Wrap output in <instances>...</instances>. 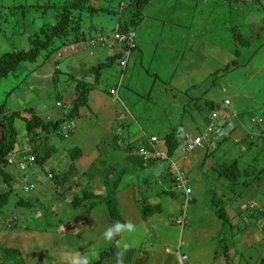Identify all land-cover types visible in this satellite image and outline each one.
<instances>
[{
	"label": "rangeland",
	"instance_id": "obj_1",
	"mask_svg": "<svg viewBox=\"0 0 264 264\" xmlns=\"http://www.w3.org/2000/svg\"><path fill=\"white\" fill-rule=\"evenodd\" d=\"M49 2L53 0H0V55L13 49L30 48L29 38L32 34L42 22L53 19V10L47 6ZM153 2L144 10L145 20L142 23L128 25L136 31L139 46L132 50L125 63L118 58L122 45L100 48L101 44H98L94 47L97 53L98 50L109 52L110 57L102 53L100 64L98 58L92 56V48L84 45L78 48H81L78 52L76 50L62 56L55 54L47 58L48 51L42 52L36 61L22 64L2 80L0 105L6 103L7 112L19 111L22 115L29 116L32 109L50 119L65 116L63 112L70 113L72 105L81 95L77 90L78 84L86 86L83 90H89L87 104L80 105L78 114L72 118L76 123L75 130L63 140L53 138L52 142L62 143L63 150L53 155V159L48 162L49 168H56L52 163L63 154L65 164L61 166L63 168H58L70 171L67 159L73 162L72 168H75L76 160H72L68 149L83 147L85 156L81 159L91 161L92 158L87 156L92 151L108 145L112 149L118 148L117 139L121 137V132L135 138L131 132L139 129L140 135H144L133 142L132 148L138 147L143 138L145 140L151 134L160 138L174 134L172 121L166 123L159 120L160 114L154 117L157 105L162 102V87L167 81L177 86L186 85L187 88L194 82L196 90L193 89L192 97H197L192 103L204 106L200 112L207 115L212 113V106L207 102L216 103L215 106L218 107L226 97L233 102L229 105L230 109L236 108L238 103L250 106L254 102H264V0ZM20 5L27 6L28 11L19 10L22 8L18 7ZM100 5L102 11L89 15L83 23L91 27L87 32L90 31L93 35L113 32L121 14L118 0H100ZM212 8H215V15L209 13ZM133 11L134 8L131 7L125 12L121 16L122 21L128 22ZM192 18H197L198 21L192 23ZM187 24L192 25L191 37L185 35L190 31ZM180 32L184 35L182 46L178 41ZM247 39L250 40L248 45L244 41ZM57 60L59 69H56ZM229 64H232L231 69L225 70ZM175 65L176 70L172 69ZM155 73H160L162 77ZM125 92H129V99ZM139 92L144 96L138 95ZM95 99H99V105ZM58 101L61 105H57ZM187 101V98H183L180 103L177 94L176 99L165 105L172 111L180 112L185 104L190 109L193 107ZM180 118L174 117L179 122ZM14 126L19 138L26 141L29 137L23 117H17ZM25 143L28 145V141ZM220 151L221 148L217 153ZM101 154L102 157L92 168L93 172L99 171L100 175L105 171V166L100 161L102 159L114 158L113 164L117 168L125 164L117 156V150H105ZM256 158L260 165H257L259 161ZM234 159L240 160L241 164L250 162L253 166L249 167V172L240 166L242 174L239 180L231 182L221 173L222 168L233 163ZM224 164L227 165L220 170L207 173L209 175L211 172L216 181L212 179L210 190L196 201H193L194 192L192 199L187 201L183 189L174 188V195L169 194L172 189H169L171 175L168 167L169 172L165 175L167 182L158 179L153 173H138L137 177L124 183L120 179L116 200L119 215L111 216L108 203L104 201L97 204L92 216L87 214L89 217L86 219L76 215V209L70 206V202L76 194L91 191L92 182L88 187L81 183L78 190H72L69 188V180L62 179L54 183L47 173L38 175L31 169L14 171L10 167L19 184L15 192L31 199L33 206L25 208L17 204L20 197L11 196L10 203L0 214V245L3 248L19 249L21 254L18 258L25 264L91 263L111 247H116L115 254L103 264H181L180 254L188 256L185 264H261L259 260L264 258V228L259 226L261 222L253 220L251 216H242L237 222H233L232 217L229 222L224 223L217 211L226 209L229 199L223 193V186H218L217 183H221L218 179L223 178V181L233 184L230 191L239 194L243 201L253 199L254 191H258L256 186L264 182V153L227 157ZM11 166L18 168L16 164ZM254 166L260 168L256 173L253 172ZM128 170L131 169L128 167ZM183 171L189 173L187 168ZM78 173L84 181L83 173ZM33 175L36 180H33ZM128 175L133 176V173L129 172ZM142 176H146L148 180L139 181L138 177ZM76 177L74 176V181H77ZM30 180L35 181V188L25 194L22 182L26 187ZM187 183L190 186L193 181L188 177ZM64 185L66 190L63 192ZM163 185H166L163 189L168 194L162 192V196L148 198L156 188H162ZM76 186L72 184V187ZM260 194L263 198L262 191ZM60 198L66 203H62ZM257 201L256 199L259 204ZM146 203L160 204L162 213L146 221L140 211L142 204ZM14 215L19 216L18 224L12 227L9 218ZM185 215L186 222L182 226L177 221ZM28 216H31L32 222ZM119 222L132 223L135 231H121L114 239H107L106 230ZM253 222L258 225L244 227ZM25 225L29 228L26 229ZM56 226H59L58 229ZM66 226L71 227L70 232L63 233ZM238 227L241 229L238 230ZM124 244L129 245L126 251L122 249ZM233 247H239V250ZM227 251L231 258H228ZM7 256L8 253L3 250L2 259L6 260Z\"/></svg>",
	"mask_w": 264,
	"mask_h": 264
},
{
	"label": "trees",
	"instance_id": "obj_2",
	"mask_svg": "<svg viewBox=\"0 0 264 264\" xmlns=\"http://www.w3.org/2000/svg\"><path fill=\"white\" fill-rule=\"evenodd\" d=\"M109 1V0H106ZM154 0H118V4L120 5V16H119V24L122 30L126 29V26L124 25H130L134 23L143 22L145 20L144 10L147 7H150L151 4H153ZM50 7L51 10H53V19L52 21H44L40 24V27L38 30H36L32 36L29 38L30 42V48L29 49H13L9 50L8 52H5L0 55V84L3 79L7 78L12 72H15L22 64L28 63V62H34L38 59V56L45 51H48L47 58H49L52 55L57 54L59 51H61L63 48L69 45H76L79 43L86 42L89 37H92L93 34L89 31L87 32V29H90L91 27L88 25L83 24L86 18L89 15H93L95 13H98L102 11L100 0H53V2H49L47 5ZM18 7H22L21 5ZM34 7H36L34 5ZM131 7L134 8V11L132 13L131 19L126 22L122 21L121 16L125 14ZM27 6L24 5V7L19 8V10H23L24 12L28 9H26ZM105 9V8H104ZM130 23V24H129ZM87 24V23H86ZM245 44L248 45L249 39L244 40ZM238 51V50H237ZM236 51V52H237ZM240 52V51H238ZM120 58V55L118 56ZM232 64H229L228 67L225 70H230ZM60 65L58 63V60L56 61V69H59ZM77 90L81 92L80 97L78 98V101L72 105L70 113H65V116L63 115L61 118L57 119H50L47 117H44L40 114H37L35 111L31 109L29 112V116L22 115L19 111H11L7 112L6 107L7 104L3 103L0 105V130H1V136H0V214L3 212L4 208L10 203L11 196H17L20 197L17 204H21L23 207L28 208L30 206H33V202L29 198H25V196H21L19 193L15 192V188H17L18 182H16L17 178L15 177L14 171H20V169L11 166L13 163L11 160H14L17 164V162L23 161L25 158L26 160L33 157V160L31 163H29L28 169H31L32 171L36 172L37 174H51L52 171H55L51 177L53 178L54 183L60 182L63 180H69L70 186L69 188H76L78 187V182L74 181V173H76L77 170L72 169L71 170H55L54 168L48 167V162L51 161L50 159H53V155L56 153H59L63 149L61 148V144H58L57 141L52 142L53 138L56 140L59 139L63 140L66 137L62 134L63 132V125L68 120H73L75 115L78 114L79 106L82 104H87L88 102V95L89 90L85 89L86 86L82 84L77 85ZM207 104H211L212 107H216L215 103L207 102ZM57 105H61V102L58 101ZM17 117H23V119L26 121V130H27V136L29 137L26 141L19 138L18 130L14 126V121ZM74 121V120H73ZM75 122V121H74ZM264 131V127L261 128L259 126V130ZM73 132V131H72ZM69 136L71 135V133ZM258 132V130H257ZM249 139L252 143H255L256 141L260 142V145L263 147L262 153H264V136L262 133H259L258 135L249 136ZM166 146H167V156L172 157L175 155L177 149L181 146L182 140L180 137H178L177 132L172 133L171 135H166L164 137ZM28 141V145L25 143ZM146 147L150 148V142L147 140L144 142ZM140 145V146H143ZM138 146V147H140ZM66 149V147H64ZM68 154H70L73 161L78 159L82 153L81 148H73L68 149ZM168 157L163 159V161H166L168 164L169 170L172 169V162L168 160ZM157 160H160L158 158ZM256 160L259 161L258 158ZM260 162V161H259ZM258 162V163H259ZM227 164L221 163L217 166V170H220L223 166ZM260 165V164H257ZM253 166L252 164H249L248 166H244L243 169H245L247 172H249V167ZM15 169L14 171L12 169ZM49 168V169H47ZM260 168L254 167L253 172L256 173ZM225 170V171H224ZM242 169H240V163L238 160L233 161V163L228 164L226 168H222V173L226 175L227 178L230 179V181H238L241 174ZM59 172V174H58ZM46 174V175H47ZM39 175V174H38ZM60 175H62L60 177ZM171 181L176 183V176L174 174H171ZM50 177V178H51ZM33 180H36L35 175H33ZM121 178L115 181H112L108 183L109 186H107L105 194H95L93 191H87L85 190L83 194H76L73 199L70 202V206H73L74 209H76V215H81V219H86L84 216L85 213L92 211L95 207H97V204H100L101 202L106 201L108 203V208L111 216L119 215L118 206L116 205L117 200V185ZM30 180L28 181L29 185L36 184L35 181ZM72 184H76V187H72ZM24 182H22V190L25 194H29L30 191L25 189ZM231 189H233V184L230 185ZM66 190V187L64 185V190ZM164 193L168 194V192L164 191ZM169 194H173V190L169 191ZM107 195V196H105ZM39 199V198H37ZM62 200V203H65L63 198H60ZM59 201V200H57ZM87 201L84 204L83 202ZM83 205V210H79L80 206ZM255 209H250V208ZM248 210L252 213L251 217H253V220H263L260 221L261 223H264V206L259 208L253 204L249 205ZM85 210V211H84ZM163 208L160 204H153V203H146L145 205L142 204V207H140L141 215L143 219L148 221L150 217L158 215L162 213ZM18 215V214H17ZM17 215H14V217L9 218V222L11 223V226L13 227L14 224L17 225ZM87 215V214H86ZM89 215V214H88ZM218 217L221 219H224V223L229 222L230 216H228L226 209L218 210L217 211ZM21 216V215H20ZM227 217V218H226ZM29 220L31 221V216H28ZM249 218V216H248ZM256 218V219H255ZM78 219V218H77ZM20 220V219H19ZM32 222V221H31ZM17 223V224H16ZM21 223V222H20ZM19 225H22L20 224ZM61 225V224H60ZM59 225V226H60ZM59 226H56L57 229ZM250 227L252 225H249L247 223L244 225L245 228ZM15 227V226H14ZM26 229L29 227L27 225L24 226ZM70 226H66L65 230L62 231L63 233L70 232L69 229ZM239 228V227H238ZM264 228V227H262ZM239 228L238 230H240ZM243 229V227H242ZM79 230V229H78ZM59 233V232H58ZM61 233V232H60ZM120 233H118L116 236H119ZM116 247H111L108 249V251H104L101 253L100 258L94 262L91 263H72V264H103L110 256H113L115 254ZM5 251L8 253L7 258L13 260H8L6 258L2 259V251ZM21 254L19 249H13V248H3L0 245V264H25L24 262L19 260V255ZM226 254L229 255L228 258H230V254L228 251ZM231 260V259H228ZM261 264H264V258H262ZM43 264V263H39Z\"/></svg>",
	"mask_w": 264,
	"mask_h": 264
},
{
	"label": "crops",
	"instance_id": "obj_3",
	"mask_svg": "<svg viewBox=\"0 0 264 264\" xmlns=\"http://www.w3.org/2000/svg\"><path fill=\"white\" fill-rule=\"evenodd\" d=\"M223 1H225V0H223ZM227 1L228 0H226V2ZM195 13H197V10H195ZM209 13L215 15V8H212L211 10H209ZM202 20H203V18H202ZM197 21H198L197 18H192V20H191L192 23H195ZM187 25H188L187 28H190L189 29L190 31L189 32L187 31V33L185 35H188L189 37H191V32H192L191 26L192 25H190V24H187ZM183 37H184V35L182 34V32H180L178 35V41H179V44L181 46H182L181 40L183 39ZM76 50L78 52V50H81V48L76 49ZM76 50H74V51H76ZM71 52L72 51H68L64 54L67 55L68 53H71ZM93 52H94V54L92 56L98 58L97 59L98 64L101 63V61H99V60H100V56L102 55V53H103V55L105 54V55H107V57H110L109 52H107L105 50H98L99 53H97V51H95V50ZM111 58H113V56ZM128 65H129V62H128ZM128 65H127V67H128ZM93 67L95 68L96 66H93ZM172 69L176 70L177 69L176 65L174 67H172ZM155 74L157 76H160V78L162 77L160 73H155ZM175 76H177V75H175ZM163 79H165V78H163ZM190 85H192V86L190 88H187L186 85L185 86L184 85L177 86V85H173V83L172 82L170 83L169 81L164 82V87H162L164 92L163 91L161 92V93H163L161 96L162 102L159 105H157V108H156L157 110L154 113V117L156 116V114H160L159 120L166 122V123L171 122V121L174 123V128H173L174 130L173 131L177 132L178 137H180L182 140V143H181V146L177 149L175 155L172 157H168V160L170 162H175V163L177 162L182 170L183 169L185 170V168L188 169L189 173L186 171H185L186 173L185 172L184 173L186 174L187 178L189 177V179L193 181V184L190 185V187L192 188V194L194 192L193 201H196V200L202 198L203 195L205 193H207V191L210 190V183H211L212 179H213V181H216V180H214V177H212L211 172L209 175H207V173L209 171H212V170L217 171V166L221 163H224L225 159L227 157L232 158V157H238L240 155L241 156L256 155V154L259 155L260 153H262L263 147L260 145V142L256 141L255 143H252L251 140L249 139V136L252 135V132H257V130H259V126L256 123H254L252 120L254 117H262V118L264 117V112H263L264 102H254L250 106H245V105L238 103L236 108H234V109H230L229 107L227 109H225L226 108L225 107L223 112H221V116H220V119L218 120L217 128H215V130L213 132L209 133V135L207 136V139L204 142V145L201 147H197L195 150L190 151L188 149V145L193 141V139L196 136H198L201 133L206 131V129L209 125L210 117L212 115V113L207 115L206 113H203L202 111L200 112L201 109H204V106L201 105L199 107V105H197V103H192V102L196 101L194 98H196L197 95H196V97H192V91H193V89H195L194 88L195 83L192 82ZM205 90H206V88H205ZM102 93H104V92H102ZM140 94L143 95V93L139 92L138 95H140ZM177 94H179V102L180 103L183 101V98H187L188 101L186 103L187 104L191 103L193 105V107L190 109V107L185 104V107L183 109H180V112L172 111L173 109L172 110L169 109L165 105V103L176 99ZM125 96L129 99L130 98L129 92H125ZM164 99H165V101H164ZM227 99H230V98L226 97L224 99V101ZM95 101H96V104L97 103H98V105L100 104L99 99H95ZM230 101L232 102L231 99H230ZM160 105H161V107H159ZM215 105H216V103H215ZM193 108H195L196 110L192 111ZM215 108H217V107H212L211 112H213ZM65 113L67 114V112H63V114H65ZM177 116L181 117L180 122L176 121L174 119V117H177ZM59 117L61 118L62 115L58 116L57 118H59ZM139 126H142L141 123H139ZM124 129L127 132H129L126 129V127ZM141 130L144 133H146L143 128ZM166 132L168 133V131H166ZM131 133L135 135V138L132 135L126 136L125 134H123V132H121V134H120L121 137H119L117 139L118 148L112 149V146L108 145L105 148L98 149L97 151H94V152L92 151V153L87 156L88 158H92L91 161H90V159L88 161L81 159L85 155L83 152V147L82 148L80 147L82 150V153L80 156H82V157H79L78 159H76L75 170H77V171H76V173H74V176H77L76 180L78 181V185L83 183V184H85L86 187H88L89 183L92 182L93 187L90 190L95 192V194H102V193L106 192L108 183L115 181L116 179L118 180L119 178H121L123 183L128 182L132 178L137 177L138 173H144V175H150L153 173L156 175V177L158 179H161L163 182H167L168 180H166L167 177L165 176L167 174V172H169V170H167V167H168L167 162L163 161V159L154 160L151 162H145L143 160L142 156L139 155L138 153H136L135 149L137 147L132 148L133 142L135 140H138L140 137H142L144 135H140L139 129L137 131H133ZM122 136H124V138ZM152 136L158 137V139H159L158 146L167 155L168 154L167 153V146H166L164 138H160L156 134H151L150 136L145 138V140L143 138L142 143H140L138 146L143 145L144 142L146 141V139H147V141H149V139ZM225 142H227L226 145H225ZM219 148H221V151L219 153H217V150ZM105 150L106 151L117 150V156L119 158L121 157L122 158L121 160L124 161L125 164H123L122 166L117 168L113 164L114 158H112L111 160L102 159L100 161H101L102 165L105 166V171L102 172L100 175L99 171L93 172L92 168L95 167L96 163L102 157L101 153H103ZM63 155L61 157H59V159L53 161L52 165L54 167H56V168H54L55 170L56 169L57 170H63V169H60V168H63L61 166H63L65 164V162H64L65 159H63ZM62 160H63V163H62ZM234 160H238V159H234ZM88 162L90 163L89 165L86 164ZM67 163H68L67 164L68 167H72L73 162H71L67 159ZM249 164H250V162L247 164H241L240 163V166L244 167V166H248ZM257 164H260V162ZM58 167H60V168H58ZM128 167L131 169L130 171L128 170ZM80 171L85 176L84 181H82V179H81L82 175L80 176L78 173ZM129 172L133 173V176L128 175ZM170 173L175 175V170L173 167L170 170ZM102 174H103V176H102ZM169 177H170L169 189L173 190L174 189V184H173L174 182L171 181V176H169ZM205 177H206V179H205ZM207 178H211V180H209ZM222 179L223 178L218 179V182L221 181V183H217V185L221 186V187L223 186V193H225V196L229 199V201L226 205L227 206L226 211H227L228 216H230V219L232 217H234V218H232L233 222H237V220H239L242 216L246 217V216L252 215V213L247 208L250 204L251 205L255 204L258 208H259V206L261 208L264 206L263 205L264 197L261 198V194H260L262 191V194L264 195V182H260V184H258L256 186V189H258V191H254L256 198L254 197L253 199L243 201L244 199H242L239 194H236L235 191H233V192L230 191L231 183L228 181L226 182L225 180L223 181ZM138 180L145 182L148 180V178L146 176H142V177H138ZM165 187H166V185H163L162 188H158V189L156 188L154 190L155 192H153V195L148 196V198H151V197L156 198L158 196H162L163 195L162 192H164L163 188H165ZM161 189H163V190H161ZM74 190H78V187L74 188ZM118 192H119V189L117 188V194H118ZM134 196H135V194H134ZM256 199L258 200L257 202H259V204L256 203ZM86 202L87 201H84L83 203L85 204ZM88 203L89 202H87V204ZM83 209H84L83 205L80 206L79 210L81 211ZM92 213H93V210L85 213L84 216H86V214H89V216H92ZM155 216H157V215H155ZM257 221L260 222L263 220L257 219ZM251 225L254 226V225H258V224H256V223L254 224V222H253V223H251ZM259 226L264 227V223H260ZM261 227H259V228H261ZM258 231L260 232L261 230L258 229ZM244 237H247V236L244 235ZM244 244H246V241H244ZM240 245H242V244H240ZM240 245H238V246L241 247ZM239 247H237V248L233 247V248H236L239 250ZM230 258H231V256H230Z\"/></svg>",
	"mask_w": 264,
	"mask_h": 264
},
{
	"label": "built area",
	"instance_id": "obj_4",
	"mask_svg": "<svg viewBox=\"0 0 264 264\" xmlns=\"http://www.w3.org/2000/svg\"><path fill=\"white\" fill-rule=\"evenodd\" d=\"M117 42H124L127 43L125 44L127 46V48L124 50L125 53V57L124 60L122 61L123 63H125L128 60L129 54L131 52V49H133L136 46V41H135V33L132 31H129L127 33H116L114 38H109L107 36H100L94 39H91L89 41V44L91 46H96L98 44L101 45H109L114 46ZM66 50V49H64ZM63 53V51H60L58 53V56H61ZM231 101L229 99H227L219 108H217L211 115L210 117V121H209V125L206 129L205 132L201 133L200 135L196 136L193 140V142L189 145V150H195L197 147H201L203 146L205 140L207 139V136L209 135V133L213 132L215 130V128H217L218 126V120L219 117L221 115L222 110L226 107H228L230 105ZM254 123H256L258 126H261V128H263L264 126V118L262 117H254L252 120ZM76 128V123L73 120H68L67 122L64 123L63 125V132L62 134L65 137H69L70 132H72L74 129ZM262 130H258V132H252V136L258 135L259 133H262V135L264 136V131L261 132ZM150 142V148L146 147V146H141L138 149H136V152L142 156L143 160L145 162H150L153 160H156L158 158L160 159H165L167 158L166 153L161 150L158 147V142L159 139L157 136H152L149 139ZM33 160V157L28 160H26V158L23 161L20 162H16L14 160H11L13 163L16 164V166L19 169H28L29 163H31V161ZM173 168L175 170V176H176V183H175V188L177 189H183L187 195V201H190L192 199V188L188 185L187 183V176L184 173V171L181 169V167L178 165V163L176 162H172ZM35 188V185H27L25 187L26 190H33ZM253 205V204H252ZM179 224H182V226H184L185 222H186V215L178 218L177 221ZM10 223V222H9ZM180 262L181 264H185V261L188 259V256L186 254H180Z\"/></svg>",
	"mask_w": 264,
	"mask_h": 264
},
{
	"label": "clouds",
	"instance_id": "obj_5",
	"mask_svg": "<svg viewBox=\"0 0 264 264\" xmlns=\"http://www.w3.org/2000/svg\"><path fill=\"white\" fill-rule=\"evenodd\" d=\"M124 26H126V29L125 30H122L121 29V27H120V24H119V22L117 23V26H116V28L113 30V32H111V33H107V34H98V35H93L92 37H89V39L86 41V42H84V43H79V44H76V45H74V44H72V45H69V46H66L65 48H63L61 51H63V53H62V55L64 54V53H66V52H68V51H74V50H76V49H78L79 47H82V46H84V45H86V46H88L89 48H92V50L94 51V47H96V46H91L90 44H89V41L91 40V39H94V38H97V37H100V36H107V37H109V38H114L115 37V34L116 33H127V32H129V31H132V32H134L135 33V41H136V46L135 47H138L139 45H138V42H137V40H136V36H137V33H136V31L135 30H132V29H130L127 25H124ZM125 44H127V43H122V42H117L114 46H111V47H116L117 45H122V49H121V53H120V61L122 62L123 60H124V57H125V53H124V50L127 48V46L125 45ZM105 47H110L109 45H101V47L100 48H105ZM134 47V48H135ZM133 48V49H134ZM64 49H66V50H64ZM133 49H131V52H130V54H129V57H130V55H131V53H132V50ZM60 52V51H59ZM58 52V53H59ZM58 53L56 54V55H58ZM61 55V56H62ZM128 57V58H129ZM126 65H128V63L126 64ZM230 100V99H229ZM226 101V100H225ZM224 101V102H225ZM224 102H222L220 105H218V107L217 108H219ZM231 104V103H230ZM229 107V106H228ZM227 107V108H228ZM217 108H215L214 109V111L217 109ZM227 108H225V109H227ZM224 110V109H223ZM223 110H222V112H223ZM213 111V112H214ZM212 112V113H213ZM75 130V129H74ZM73 130V131H74ZM194 140V139H193ZM149 142V141H148ZM193 142V141H192ZM191 142V143H192ZM190 143V144H191ZM189 144V145H190ZM189 145H188V147H189ZM204 145V144H203ZM143 146H145V145H143ZM141 147V146H140ZM159 147V146H158ZM139 147H137L136 149H138ZM160 148V147H159ZM136 149H135V151H136ZM189 149V148H188ZM137 153V152H136ZM168 157V156H167ZM157 160V159H156ZM154 161V160H153ZM151 162V161H150ZM172 167H173V165H172ZM51 177V174H50V176H49V178ZM121 231H124V232H128V233H132V232H134L135 231V225H133L132 223H130V222H119V223H115L114 225H112L111 227H109L107 230H106V232H105V236H106V238L107 239H109V240H112V239H114L115 238V236L118 234V233H120ZM129 247V245L128 244H124V245H122V249L124 250V251H126L127 250V248ZM120 254H122V253H118V255H120Z\"/></svg>",
	"mask_w": 264,
	"mask_h": 264
}]
</instances>
